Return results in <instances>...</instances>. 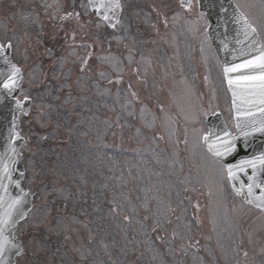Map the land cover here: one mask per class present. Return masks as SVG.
<instances>
[{"label": "rangeland", "instance_id": "obj_1", "mask_svg": "<svg viewBox=\"0 0 264 264\" xmlns=\"http://www.w3.org/2000/svg\"><path fill=\"white\" fill-rule=\"evenodd\" d=\"M65 1L21 14L53 50L14 33L22 96L33 97L20 127L35 196L16 264H264V210L232 191L202 142L209 113L231 128L233 113L198 1L190 12L179 0H123L108 27L77 0L70 39L55 27ZM235 1L264 41V0ZM191 207L198 225L184 218Z\"/></svg>", "mask_w": 264, "mask_h": 264}, {"label": "water", "instance_id": "obj_2", "mask_svg": "<svg viewBox=\"0 0 264 264\" xmlns=\"http://www.w3.org/2000/svg\"><path fill=\"white\" fill-rule=\"evenodd\" d=\"M90 1L92 4L101 3V0ZM105 2L106 6L101 8L99 14L107 8L110 9L111 6L117 8L118 0H105ZM228 6L226 4L220 13L225 15V9ZM217 12L209 13L213 20L210 35L222 60L227 84L233 96L238 133L231 134L221 114H217L208 118L210 134L206 136L204 143L215 156L227 164L232 186L238 192L244 193L251 204L264 207V154L262 153L264 147V102H262L264 101V90L259 87V81L251 82L254 85L251 87H236L229 83L230 80L236 81L242 77L260 74L259 68L244 67V65L258 57L263 47L257 34L247 27V21L243 20L238 13L229 9L232 18L223 19L222 15H217ZM229 68L236 70L226 71ZM11 113L13 114L11 123L14 124L17 112L12 110ZM18 138L19 135L16 134L9 139L10 166L19 156ZM7 172L0 166V208L18 210L22 207L24 210L19 217H23L31 207L30 196L20 186L24 175L23 167L17 165L15 173H12L11 169ZM249 186H251V192ZM14 227H16V221L5 231L10 233L15 229ZM11 234L13 232L6 236L9 246L5 264H14L15 255L22 250L20 249L21 244L16 237H11ZM3 263V260H0V264Z\"/></svg>", "mask_w": 264, "mask_h": 264}, {"label": "flooded vegetation", "instance_id": "obj_3", "mask_svg": "<svg viewBox=\"0 0 264 264\" xmlns=\"http://www.w3.org/2000/svg\"><path fill=\"white\" fill-rule=\"evenodd\" d=\"M31 3H32V0H15L14 3L9 8H5V9H8V13H9V9L11 13H15L16 11L24 13L32 8V7H29ZM0 4H1V1H0ZM77 4H78L77 0H68V2L65 1L64 4L62 5V9L64 8L65 11H63V15L59 19L60 21L58 22V25L56 27H58L59 30L63 31V37L67 35L73 36L74 34L72 30L67 29V26L70 23H74L73 20H77V18L79 17L77 14L78 12L77 7H76ZM5 19H6V22L7 23L9 22V24L11 25V22L7 18ZM0 28H2L1 25H0Z\"/></svg>", "mask_w": 264, "mask_h": 264}, {"label": "snow or ice", "instance_id": "obj_4", "mask_svg": "<svg viewBox=\"0 0 264 264\" xmlns=\"http://www.w3.org/2000/svg\"><path fill=\"white\" fill-rule=\"evenodd\" d=\"M105 6H106L105 0H101L99 7L103 8ZM116 7H119V5L116 4ZM105 18H107V17H105ZM247 27L251 28V25H247ZM251 30L255 31L254 28H251ZM251 66H255V67L260 69V74L258 76L242 77L236 81L230 80L229 83L234 84L236 87H251V86H254L251 82L259 81V87L262 90H264V48H262L260 50V55L258 57H256L254 60L249 61L247 64L244 65V67H251ZM235 70H236L235 68L226 69V71H228V72H232ZM15 71H18V69H16ZM15 71H14L13 75H15ZM14 83H15V81H11L10 84H5V87H10V86L14 85ZM262 102H264V101H262ZM249 191L251 192V186H249ZM2 250H3V248H2V246H0V251H2Z\"/></svg>", "mask_w": 264, "mask_h": 264}]
</instances>
